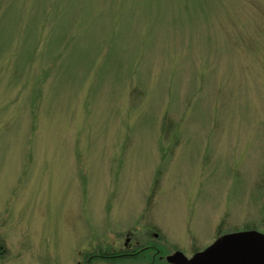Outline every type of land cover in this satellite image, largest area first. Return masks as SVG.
Listing matches in <instances>:
<instances>
[{"label":"rangeland","instance_id":"obj_1","mask_svg":"<svg viewBox=\"0 0 264 264\" xmlns=\"http://www.w3.org/2000/svg\"><path fill=\"white\" fill-rule=\"evenodd\" d=\"M143 228L264 232V0H0V264Z\"/></svg>","mask_w":264,"mask_h":264},{"label":"flooded vegetation","instance_id":"obj_2","mask_svg":"<svg viewBox=\"0 0 264 264\" xmlns=\"http://www.w3.org/2000/svg\"><path fill=\"white\" fill-rule=\"evenodd\" d=\"M120 237L117 243L111 242L108 248L90 252L78 264H175L169 261V256L181 252L190 258L204 248H180L178 243L168 242L158 230L145 228L127 230Z\"/></svg>","mask_w":264,"mask_h":264},{"label":"water","instance_id":"obj_3","mask_svg":"<svg viewBox=\"0 0 264 264\" xmlns=\"http://www.w3.org/2000/svg\"><path fill=\"white\" fill-rule=\"evenodd\" d=\"M168 259L175 264H264V234L255 230L225 234L189 259L182 253Z\"/></svg>","mask_w":264,"mask_h":264},{"label":"trees","instance_id":"obj_4","mask_svg":"<svg viewBox=\"0 0 264 264\" xmlns=\"http://www.w3.org/2000/svg\"><path fill=\"white\" fill-rule=\"evenodd\" d=\"M133 93H135V92H134V88L131 89V91H130V95H131V97H132V94H133ZM166 117H167V116H164L163 119H162V121H163V123H162V125H161V132H162V134H163V133H166L167 130L169 129V128H167V129L165 128L164 121L166 120ZM173 133H174V131H171V130H169V132H168V134H173Z\"/></svg>","mask_w":264,"mask_h":264}]
</instances>
